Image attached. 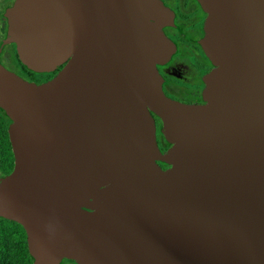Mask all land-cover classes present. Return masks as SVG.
I'll use <instances>...</instances> for the list:
<instances>
[{
	"label": "water",
	"instance_id": "water-1",
	"mask_svg": "<svg viewBox=\"0 0 264 264\" xmlns=\"http://www.w3.org/2000/svg\"><path fill=\"white\" fill-rule=\"evenodd\" d=\"M198 2L213 65L201 105L163 93L175 46L159 0L7 12L22 63L62 67L42 85L0 67L15 158L0 217L26 228L35 264H264V0Z\"/></svg>",
	"mask_w": 264,
	"mask_h": 264
},
{
	"label": "flooded vegetation",
	"instance_id": "flooded-vegetation-1",
	"mask_svg": "<svg viewBox=\"0 0 264 264\" xmlns=\"http://www.w3.org/2000/svg\"><path fill=\"white\" fill-rule=\"evenodd\" d=\"M170 12L162 28L164 35L175 46V52L164 64L157 65L162 79L163 93L170 99L186 105L203 104L204 77L213 65L206 57L201 40L207 15L198 0H159ZM16 0H0V67L18 78L36 85L51 81L62 67L53 72L38 73L21 61L17 46L8 42L7 12ZM158 149L164 153L170 148L161 134L162 124L153 115ZM12 122L0 108V182L14 171L15 158L9 139ZM161 169L168 166L158 162ZM0 264H35L30 252L26 228L18 221L0 217ZM59 264H77L62 259Z\"/></svg>",
	"mask_w": 264,
	"mask_h": 264
}]
</instances>
